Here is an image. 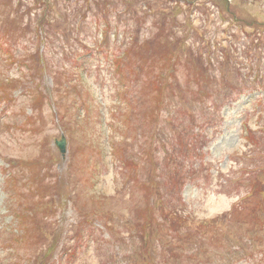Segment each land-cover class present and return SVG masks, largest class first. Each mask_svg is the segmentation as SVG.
I'll return each mask as SVG.
<instances>
[{"label": "rangeland", "instance_id": "374dc122", "mask_svg": "<svg viewBox=\"0 0 264 264\" xmlns=\"http://www.w3.org/2000/svg\"><path fill=\"white\" fill-rule=\"evenodd\" d=\"M44 1L40 0V3ZM94 1L52 0V8L46 11L49 12V19L55 21V31L46 29L44 32L42 29L35 44V31L31 26L26 35L18 40L24 50L38 47L44 50L48 67L42 78L46 90L43 91L53 98L56 111L44 104L40 97L32 104L29 96L21 94L22 90L16 91L15 103L4 108V111L0 110V264H42L51 260V256L57 252L52 264H148L155 259L159 264H214L213 260L215 264H264V215H253L239 226L237 211L233 213L232 210L234 205L238 210L241 204L246 209L255 204L253 200L256 195L243 202L240 199L253 189L250 183L254 182L253 177L256 176L257 186L259 184L262 191L259 204L261 211H264V171L258 169L264 166V134L249 140L244 137L249 133L246 126L258 131L260 119L264 121V90L236 92L231 101L222 103L220 109L206 112L201 108L197 112L199 103L191 96L197 87L192 85L191 92H186L191 66L188 72L180 67V80L176 78L186 96L178 100L166 97L168 106L160 111L155 129L161 133L162 139H178L181 136L187 141L188 137L194 136L200 150L196 151V156L184 158V165L176 169L173 175L152 170L139 153L145 139L124 136L128 127L134 128L128 116L130 110L123 116L124 125L120 122L116 128L109 126V122H118L112 108L122 102L116 99L114 92L123 90L113 70L112 56L116 48L125 47L124 27L129 15L123 7L122 21H119V8L114 4L104 5L103 0ZM111 1L120 3L122 0ZM206 1L197 0L196 5ZM137 2L134 0V9ZM2 3L10 5V0H2ZM13 4L17 13L25 18L21 23L23 27L28 23L29 14L41 9L35 8L38 5L35 0H13ZM183 6L186 10L183 15L188 14L191 18V7ZM207 6L211 25L214 28L224 27L215 8L209 3ZM246 11L248 13L244 14L249 18L264 21V8L260 4L246 5ZM183 15L180 17L183 18ZM194 15H200L198 9L194 10ZM151 19L148 18V21ZM107 22L113 25L109 33L106 32ZM5 25L6 22L1 20L0 27ZM22 30L16 31L19 34ZM143 33L148 35L150 27H145ZM222 34L219 33L220 36ZM178 35H182V31ZM178 44L185 52L191 50L189 39L182 38ZM102 46L108 50L99 52ZM90 47H98V52L95 55L89 53ZM86 53L92 58L80 56ZM76 59L80 60L77 65L73 63ZM259 62L257 57L253 58L254 65ZM196 64L192 65V69L196 68L197 71ZM261 64L264 67V58ZM60 71L66 83L62 92L57 82ZM3 72L11 77L17 74L16 69L8 66ZM170 72V66H165V73L168 75ZM243 72H247V69L244 68ZM40 78L41 73L38 80ZM171 82L168 80V86ZM75 85L83 90L84 99L77 94ZM133 86L148 96L150 104L157 106L161 99L159 96L142 86ZM65 97L69 99V111L63 117L62 100ZM216 97V94L212 96V104L217 102L213 100ZM259 102H262V106L258 105ZM82 103L87 104V108H83ZM178 108L180 111L187 108L192 110L194 118L199 119L193 120L192 125H197L191 128V115H183V121H189L185 124L186 128L180 126L174 131L171 122L179 116ZM31 115L35 127L28 120ZM208 118L211 121L204 124L203 120ZM22 122L28 126L22 127ZM63 133L68 139L66 159L60 164H53L51 155L62 157L57 140L61 139ZM109 140L116 143V147L111 146ZM254 142H260L259 146L254 148ZM146 144V149H151L152 142L147 141ZM155 150L161 152L157 148ZM246 153L251 155L244 161L245 164L236 162ZM257 153L260 154L254 155ZM120 155L136 159L134 166L139 172V180L127 171L115 169L113 159ZM161 156L163 158L164 153ZM246 165L253 172L245 179L249 182L248 188L237 184L241 167ZM4 170L5 173L11 171L17 175V179L7 182L9 176L5 175ZM61 171H64L63 176ZM5 179L12 191L17 189L19 193L28 191L33 194L32 198L27 196L24 199L29 209L21 216L16 214L14 218L8 214L6 206L9 194ZM161 180L174 187L175 198L159 200L153 194L144 193L148 190L145 188L147 181ZM140 205L144 213L137 216ZM170 206L179 207V210L175 208L167 214L166 209ZM227 213L231 216L222 228V241L226 249L210 251L213 246H210L209 238H202V243L199 239L190 241L191 236L199 238L194 235L197 231L194 225L191 236H187V231L182 229L181 219L187 224L193 221L208 223L213 219L221 222ZM149 216L155 219L151 227L147 225ZM83 223H95L96 234L89 235L83 231V236L77 237L75 243L67 239L60 247L57 245L63 235H71L76 226ZM168 223L181 226V229L169 231ZM156 237H163L164 243H173L168 253L158 239L150 243L155 254L151 248L145 249V244ZM78 240L84 244L83 247H75ZM140 247L145 250L141 251ZM71 253L76 255L72 259Z\"/></svg>", "mask_w": 264, "mask_h": 264}, {"label": "trees", "instance_id": "16d2710c", "mask_svg": "<svg viewBox=\"0 0 264 264\" xmlns=\"http://www.w3.org/2000/svg\"><path fill=\"white\" fill-rule=\"evenodd\" d=\"M97 1L98 0L93 3ZM183 1L187 4L191 3L189 6L191 7V18L188 14H185L187 17L184 18L183 21H179L180 17L179 14L177 16V11L178 9L182 11ZM196 1L197 0H138L135 9L134 0H122L120 3L111 0H105L104 2V4H114L119 8V13L117 15L120 19L119 21H122L123 7L126 8V13L130 15L128 19H126V26L124 27L125 47L118 55L121 59L119 60L117 75L123 79V90L122 96L120 97L122 102L112 108V112H115L119 119L113 128H116L120 122H123L124 114L130 110L128 116L134 128L131 129L128 127L127 134L124 136L126 138L133 136L134 138L143 137L145 141L141 143L139 148V153L143 161L150 166L152 170H159L162 171V173H169L170 175L175 174L176 169L179 170L182 168L184 165V158L188 159L196 156V151L200 150V148L197 147L198 141L194 136H191V138L188 137L187 141L181 136L178 139L170 137L162 139L161 133L156 131L155 127L159 122V113L163 107L168 106L166 104L167 96L172 100L184 98L186 92H191L190 87L192 85L196 86L197 90L191 93V96L199 103V108L196 111L199 112V109L204 108L206 112H208L209 108L212 107L211 100L214 94H216L217 97L213 98V100L228 103L232 100V95L236 92H246L247 90L253 89V87H262L264 89V67L261 64V60L264 58V21L251 19L244 14L248 13L246 11V5L248 4H260L264 8V0H232L231 2L228 0H210L212 1L211 4L216 7H219L216 2H221L220 7L223 9L222 12L227 19V22H225L228 24L227 28H221L219 30L211 29L210 21H206L209 20V17L204 18L201 14L203 10H207V5L203 3H198L196 5ZM46 4L47 0L44 1V7H46ZM194 9H199L202 17L195 16ZM184 12L185 9L181 13ZM150 17H152V19L148 21ZM19 18L17 9L14 8L13 0H10V5H4L2 0H0V21L3 20L6 22L5 26L0 27V37L8 34L10 41L5 47L9 52V54H4L6 63L0 61V106L4 104V107L17 101L15 97L16 91L22 90L23 95L28 94V100L32 104L37 101L39 97L41 98L44 92V80L42 78L48 67L45 52L40 48L35 51L31 49V52H28V50H24L19 45L18 40L20 37L25 36V32L36 22L40 25L34 26V29H43L45 27L46 11L40 15L38 14L37 17H31L25 27L22 26V19ZM189 19L191 20V24ZM178 22H181L186 29L191 27V50L186 52L180 48L179 44L177 45V42L182 38L186 39V32L188 31L184 30V35H178ZM49 23H51V21H49ZM147 26H149L151 30L148 35H145L143 30ZM112 27L113 25L107 22L106 32H111ZM247 27H249L250 30H247ZM17 29L23 30L18 34L16 31ZM220 32L224 34L225 40H219L218 34ZM214 40H218L219 44ZM254 57L260 60L259 64L246 67L248 71L251 69L250 74L248 71L243 72V62H245L246 59L251 60V58L253 59ZM239 59L242 60L239 61ZM11 62L21 63V65L18 66V77H11L3 72L5 66L7 64L11 65ZM42 62L46 64L42 65ZM77 62L78 61H76V63ZM184 63L186 65H184ZM194 64L197 65V71L195 70L196 68L192 69V65ZM165 66H170L171 68V72L168 75L165 73ZM190 66L191 73L186 81L187 91L185 92L178 82V74L181 72L180 67L185 68L186 72H188ZM40 73L41 78L38 80V75ZM62 73L63 72L60 71L59 75ZM252 76L254 77L253 79H251ZM168 80L172 81L169 86ZM57 82L61 85L64 83L62 80ZM133 85L142 86L148 92L152 91L155 95L159 96L161 99L158 101L157 106L150 104L148 96L135 89ZM59 89L62 92V86H60ZM62 101L63 115L66 116L69 111V99L65 97ZM178 112L179 116L176 118L178 124L172 123L174 131L180 129V126L186 128L185 124H188L189 121L187 120L184 122L183 118H185V116L183 115H188V113L191 114V125L193 120H199L198 117L194 118L193 111L188 108L181 111L178 108ZM29 119L33 120L34 117L31 116ZM143 120H145V123ZM209 121H211V118L203 120V123L206 124ZM196 125H192L191 128ZM186 132H188V130ZM261 134H264V131H261ZM253 137L256 138V134H254L252 138ZM147 141L152 142L151 149H146ZM259 144L260 142H254V148L255 146H259ZM156 148L163 151V158L161 153L155 150ZM190 152L191 154L189 155ZM256 152L255 150L254 153ZM259 154L260 153L254 155ZM7 176H9L7 182H12L17 179V175L11 171L8 172ZM253 178L254 182L250 183V187L254 189V192L249 198L256 195L253 200L255 204H252L248 209L245 208L244 204H241L238 210L236 205L233 210V213L237 211L239 226L250 220L253 215H255V217L264 215V211H261L259 204L262 200V191L259 188V184L257 186L256 176ZM147 182L153 186L147 190V193L155 194L159 199H173L177 195L174 187L166 185L167 183L162 180ZM7 186H9L10 213L15 217L16 214L21 216L24 211L29 209V207L24 204V199H26L27 196L32 198L33 196L31 197V195L33 194L28 191L19 193L17 189L12 191L9 183H7ZM15 191L17 192L14 193ZM19 207L23 208L21 209ZM143 213L144 211H141L139 215ZM230 216L231 214H225L221 222L215 219L208 223L194 224L197 229L194 235L204 239L209 238L208 240L211 241L209 244L213 246L210 251H220L223 248L226 249L222 241L224 236L222 228L229 221ZM154 222V217L149 216L147 225L151 227L154 225ZM182 223L184 226V221ZM180 229L181 226H174L172 228L174 232ZM185 230L187 231V236L192 235L191 228L187 227ZM208 230H210L211 233L208 234ZM82 231H84L83 228H79L77 233L81 234ZM200 237L194 238L191 236L190 241L199 239L202 243ZM159 238L162 242L164 241L163 237ZM164 244H170V242H165ZM171 247L172 245L165 251L168 253ZM13 257L16 259V256ZM213 261L215 264V260Z\"/></svg>", "mask_w": 264, "mask_h": 264}, {"label": "water", "instance_id": "95a60500", "mask_svg": "<svg viewBox=\"0 0 264 264\" xmlns=\"http://www.w3.org/2000/svg\"><path fill=\"white\" fill-rule=\"evenodd\" d=\"M60 145L62 147V150L65 151V140L61 141Z\"/></svg>", "mask_w": 264, "mask_h": 264}]
</instances>
